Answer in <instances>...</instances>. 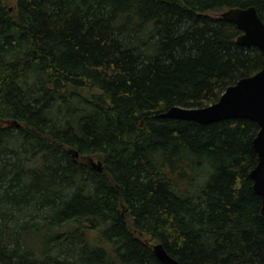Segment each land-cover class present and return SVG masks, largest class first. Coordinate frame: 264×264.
<instances>
[{
  "label": "trees",
  "instance_id": "obj_1",
  "mask_svg": "<svg viewBox=\"0 0 264 264\" xmlns=\"http://www.w3.org/2000/svg\"><path fill=\"white\" fill-rule=\"evenodd\" d=\"M250 5L0 0V264H264L257 123L161 115L262 67L220 15Z\"/></svg>",
  "mask_w": 264,
  "mask_h": 264
},
{
  "label": "water",
  "instance_id": "obj_2",
  "mask_svg": "<svg viewBox=\"0 0 264 264\" xmlns=\"http://www.w3.org/2000/svg\"><path fill=\"white\" fill-rule=\"evenodd\" d=\"M220 15L233 22L241 31L236 37L239 45L256 46L261 50L262 67L228 85L212 103L199 107L172 105L161 115L199 123L235 117L255 121L258 130L252 139V146L257 155V163L249 171V177L254 192L261 198V212L264 214V22L253 5L230 7L221 11ZM74 156H77V153H74ZM92 165L101 170L100 162H93ZM152 248L162 264H181L165 250L161 242H156Z\"/></svg>",
  "mask_w": 264,
  "mask_h": 264
},
{
  "label": "rangeland",
  "instance_id": "obj_3",
  "mask_svg": "<svg viewBox=\"0 0 264 264\" xmlns=\"http://www.w3.org/2000/svg\"><path fill=\"white\" fill-rule=\"evenodd\" d=\"M5 3H7L10 8L11 7L13 8V6H14V0H5ZM79 160L83 161V162H87V163H89L91 161H93V162H101L102 161V157H101V155H93V156H91L89 158L79 157ZM141 237L143 238V236H141Z\"/></svg>",
  "mask_w": 264,
  "mask_h": 264
}]
</instances>
